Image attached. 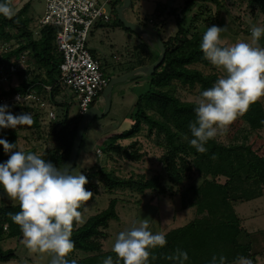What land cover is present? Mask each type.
<instances>
[{"label": "trees", "instance_id": "1", "mask_svg": "<svg viewBox=\"0 0 264 264\" xmlns=\"http://www.w3.org/2000/svg\"><path fill=\"white\" fill-rule=\"evenodd\" d=\"M123 1L113 0L110 5L115 13L116 25L129 35H133V32L125 29L118 20L117 9L121 7ZM2 2L4 0H0V3ZM198 2L219 4V0H185L184 6L179 8H164L165 12L161 16L168 14V17L174 19L176 33L167 38L162 37L161 33L167 25L166 18L157 22L156 28L151 31L157 32L164 43L165 60L161 67L149 76V89L138 96L131 114L133 122L131 128L111 136L106 146L108 155L114 154L130 162H138L141 160V155L137 151L139 144L133 143L130 147H124L119 142L139 136L147 128L149 137L154 136L157 145L164 149L160 160L170 189L164 188L159 176L144 181L121 179L100 166H94L84 173L90 181L87 185L90 191L97 192L94 181L100 179L106 183L109 192L127 188L142 193L155 191L161 196L180 197L184 210L197 209V216L193 221L166 234L167 245L164 248L152 250L157 259H150L149 264H174L166 257L173 255L177 249L188 254L185 264H212L213 256L217 257V264L220 256L226 258V264H233L237 257L255 259L257 256L253 254L254 236L242 228L234 204L264 197V157L245 158L250 134L264 131V104L261 100L257 101L243 115L246 127L242 131L243 136L235 137V142L230 145L220 142L216 137L208 141L205 145L208 151L202 154L190 145L193 137L189 124L196 119V102L183 101L177 95L178 88H183L199 96L220 78L216 73L204 74V70L197 67V65L204 68L212 67V64L204 59L200 49L204 33L198 32L196 28L195 33L190 30L194 24L192 22L194 19L190 15ZM248 2L251 6H257L264 15V0ZM11 5L17 13L14 18L7 19L0 15V46H6L0 64L9 70L12 60L19 59L23 53H28L29 69L19 70L11 77V80L13 78L18 80V86L11 91L27 93L32 89L39 93L45 85H54L51 101L61 109V112L57 119L49 124L50 136L56 139L57 147L46 152L43 159L51 161L57 167H63L64 164H68L82 116H79L78 120H71L68 104L57 101L56 90L60 86L56 82L61 74L60 65L63 61L56 44L58 30L42 26L38 20L29 17L30 4L19 10H16L15 0H11ZM138 26L146 30L142 22ZM96 27L105 28L106 25L98 24ZM140 49L135 47L134 57ZM145 53L149 54V51ZM151 55L145 56L147 59L143 62L138 61V68L154 64L156 61ZM138 78L140 76L135 79ZM9 110L12 114H17V111L32 113L33 126L37 129L42 128L40 123L44 115L33 103L12 104ZM22 130L23 126L16 129H0V139L17 143V150H20ZM213 155L215 159L212 158ZM7 159L8 155L0 145V163ZM75 168L76 164L73 170ZM221 178L225 179L224 183L219 181ZM190 180L191 183L184 189L180 191L174 189L183 187ZM6 199V193L0 188V263H7L17 256L16 250H4L1 243L5 239L23 237L19 226L13 223L9 216V213L19 212L20 208L18 204H7ZM86 204L87 202L80 211L83 212ZM117 204L118 200L113 199L106 211L89 219L83 227L74 224L71 239L75 248L67 257L69 261L74 260L73 255L77 253H82L85 257L76 261V264H102L108 256H112L114 261L117 259L113 252L104 253L103 245L99 241L106 235L103 230L109 228L110 221L119 219L116 212Z\"/></svg>", "mask_w": 264, "mask_h": 264}, {"label": "rangeland", "instance_id": "2", "mask_svg": "<svg viewBox=\"0 0 264 264\" xmlns=\"http://www.w3.org/2000/svg\"><path fill=\"white\" fill-rule=\"evenodd\" d=\"M184 1L135 0L130 8L124 12V16L128 21L135 24L139 25L142 22L143 26H146V30L149 31L156 28L157 22L166 18L167 25L161 34L163 38H167L176 33V26L174 19L168 17V14L161 16L165 12L164 8H179L184 6ZM28 4H30L28 16L40 22L45 15L46 0H15L16 10L22 9ZM106 9L111 14L112 20L104 24L106 25L105 28L95 27L89 39V48L93 55L104 59V74L109 81L112 78L127 75L138 68V61L141 60L143 62L147 59L145 56L150 57L149 54H152L153 60L157 61L159 59L160 50L157 48V42L154 38L149 36L139 37L135 33L129 35L127 31L116 25L117 22L115 21V13L112 10V6L107 4ZM190 17L194 19L192 21L194 24L190 27L192 33H195V28L198 32L205 33L208 27L213 25L220 28L227 27V31L221 33V39L224 41L225 46L239 41L251 43V27L255 25L264 28V15L257 6H251L248 0H219L218 5L198 2ZM259 46L264 47V36L260 38ZM135 47L141 49L137 51V55L134 57ZM5 50L6 46H0V58ZM148 51L149 54H146L145 52ZM197 67L204 70V74L216 73L219 77L226 75L223 69L214 65L210 68H204L201 65H197ZM149 80V76L140 75L138 79L128 80L114 86L111 109L108 115L101 119L96 118L86 125L76 161V168L73 170L74 173L84 174L92 167L100 166L108 172H113L116 177L121 179L144 181L159 176L164 188L170 189V184L160 160L164 154V149L157 145V140L154 136L149 137L147 128L139 136L119 142L124 147H130L133 143H138L137 151L141 155L140 161L130 162L114 154L108 155L106 153L108 139L131 128L133 124L131 118L133 107L138 96L149 89ZM58 88L56 90L57 101H64L68 104L70 119L78 120L81 98L70 88L65 86ZM43 95L46 97L47 93L44 91ZM177 95L183 101L189 102H196L198 97V94H193L183 88H178ZM261 101L264 104V98ZM53 105L57 115L60 114L61 109L54 103ZM94 106L100 110L105 109L104 103L100 101L94 103ZM42 108L40 106L37 107L39 112ZM44 111L47 110L44 109ZM22 113L23 111H17V114L14 115ZM31 115L33 114L31 113ZM242 117H238L229 126L226 133L217 136L220 142L230 145L235 142V137L243 136L242 131L246 127ZM49 123H51V120L46 115L45 118L43 117L42 123H40L41 129H37L33 124L23 126L20 150L25 153H39L43 158L46 152L55 149L57 142L54 137L50 136ZM240 141L241 138L238 139V142ZM248 143L249 148L248 152L247 150L245 151V158L264 157V131L256 132L253 135L250 134ZM219 181L224 183L225 179L221 178ZM94 183L97 187V192L92 191L94 195L83 210L84 222L79 224L78 227H83L89 219L106 211L110 202L113 199H117L116 212L119 219L110 221L109 228L103 230L106 235L99 240L103 245L104 253L112 252V247L118 234L121 231L129 230L141 218H151L150 230L153 233L162 231L167 234L171 230L187 225L197 216L196 208L182 209L180 197L161 196L155 191L142 193L128 188L115 189L113 192H109L105 182L96 179ZM190 183L191 180L187 181L183 187L174 189L180 191ZM6 202L11 205L18 204L8 196ZM234 209L241 219L242 228L254 236L253 254H257V256L255 259H250L253 264H264V197L251 202H237L234 204ZM1 246L4 250H16L17 256L7 263L0 264H50L51 254L30 251L23 243V237L5 239ZM73 256L75 261L85 257L82 253H77Z\"/></svg>", "mask_w": 264, "mask_h": 264}, {"label": "clouds", "instance_id": "3", "mask_svg": "<svg viewBox=\"0 0 264 264\" xmlns=\"http://www.w3.org/2000/svg\"><path fill=\"white\" fill-rule=\"evenodd\" d=\"M0 15L7 19L17 15L11 0L0 3ZM225 31L227 27H208L200 44L204 59L226 73L196 98V119L189 124L193 137L190 145L202 154L208 151V141L226 133L238 117L264 98V47L259 46L264 28L251 27V43L239 41L228 46L221 39ZM33 122L31 113L14 115L8 105H0V129H16ZM0 145L8 155L0 163V188L18 203L20 211L9 216L19 226L23 243L32 252L51 254L50 264H76L67 257L75 248L71 239L74 224L84 222L80 209L94 195L87 188L88 177L74 173L71 164L57 167L39 153L17 150V143L0 139ZM150 222V217L141 218L129 230L121 231L112 247L117 259L108 256L102 264H149L150 259L156 260L152 250L164 248L167 239L165 232L153 233ZM166 258L174 264H185L188 254L177 249ZM212 264H217V257L213 256ZM218 264H226V258L220 256ZM233 264L253 261L240 256Z\"/></svg>", "mask_w": 264, "mask_h": 264}, {"label": "built area", "instance_id": "4", "mask_svg": "<svg viewBox=\"0 0 264 264\" xmlns=\"http://www.w3.org/2000/svg\"><path fill=\"white\" fill-rule=\"evenodd\" d=\"M111 1L113 0H46L45 15L40 20V25L58 30L56 44L63 61L56 84L70 88L81 98L80 116L96 107L93 106L94 103H104L103 93L110 82L104 74L105 61L91 53L89 39L98 24L111 21L106 9ZM27 57L28 53H23L19 59L12 60L9 70L0 64V105L10 107L16 103H33L35 107H43L40 112L54 121L57 119V112L51 101L54 85H45L39 93L32 89L27 93L11 91L18 86V80H11V77L19 70L29 69ZM44 91L47 93L46 97L43 95Z\"/></svg>", "mask_w": 264, "mask_h": 264}, {"label": "water", "instance_id": "5", "mask_svg": "<svg viewBox=\"0 0 264 264\" xmlns=\"http://www.w3.org/2000/svg\"><path fill=\"white\" fill-rule=\"evenodd\" d=\"M133 0H124L123 5L117 9V15H118V20L124 25L125 29L132 31L139 37L143 36H149L152 37L156 40L157 46L160 50V56L159 59L152 65L150 66H145V67H139L133 70L132 72L128 73L127 75L121 76V77H116L112 78L105 89L103 93V99H104V105L105 109L100 110L96 107L89 109L83 116L80 122V125L77 130V135L74 141V145L70 154V158L68 161V164H71V166L74 168L76 164V160L78 158V154L82 145L83 141V136L85 132V128L88 122L96 119V118H104L105 116L108 115L110 109H111V99H112V93H113V88L117 84L124 83L128 80H133L136 77L140 75H147L151 76L153 75L157 69L161 67L165 60L166 56V48L164 46V43L162 42L161 37L157 32L154 31H149L142 29L139 27L137 24L128 21L125 16L124 12L130 8L132 5ZM73 170V169H72Z\"/></svg>", "mask_w": 264, "mask_h": 264}]
</instances>
